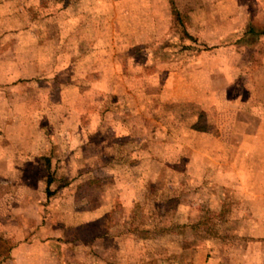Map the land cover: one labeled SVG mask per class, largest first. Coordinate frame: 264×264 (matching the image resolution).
<instances>
[{"label":"rangeland","instance_id":"obj_1","mask_svg":"<svg viewBox=\"0 0 264 264\" xmlns=\"http://www.w3.org/2000/svg\"><path fill=\"white\" fill-rule=\"evenodd\" d=\"M0 124V264H264V0H0Z\"/></svg>","mask_w":264,"mask_h":264},{"label":"crops","instance_id":"obj_2","mask_svg":"<svg viewBox=\"0 0 264 264\" xmlns=\"http://www.w3.org/2000/svg\"><path fill=\"white\" fill-rule=\"evenodd\" d=\"M4 116H5L4 118L6 119V121L9 120V118L7 116H10V115H4ZM3 125L1 126V124H0V166L1 167L2 166L7 167V166H12L14 163L12 157L9 156L8 149H6L9 146L12 147V144H11V141L9 138V136L11 137L12 131L11 132L9 131L10 129H8L9 128L8 125L7 126H3ZM40 244H41V246L40 245L39 246H40L41 250H37L38 252L34 251V250H36V248H39L38 244L35 243V240L27 241L26 243H23L22 248L29 247L30 249L27 250L29 253L35 252V253L40 254L39 255L40 258H49L51 256V254H53V253H51L50 249L48 248L47 243L40 242ZM42 248H43V250H42ZM11 252H12V255L10 254V256L13 257V250ZM48 255H50V256H48ZM57 255L58 254L55 255L56 256L55 258H57ZM36 256H38V255H36Z\"/></svg>","mask_w":264,"mask_h":264}]
</instances>
